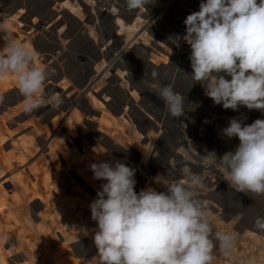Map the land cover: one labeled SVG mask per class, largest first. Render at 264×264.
<instances>
[{"label": "rangeland", "instance_id": "rangeland-1", "mask_svg": "<svg viewBox=\"0 0 264 264\" xmlns=\"http://www.w3.org/2000/svg\"><path fill=\"white\" fill-rule=\"evenodd\" d=\"M65 1L75 7L74 13L62 6ZM108 1L110 4L106 9ZM157 1V5L150 2L145 8L130 11L125 0H0V49L5 46L7 34L31 49L35 53L34 63L49 72L43 94L47 97L46 88L49 86L67 88L70 96L64 97V101L70 99L72 106L68 107L63 101L58 108L46 105L26 114L17 78L8 74L13 83L7 91L0 92L4 98L0 103L1 124L7 128V131H1L4 139L0 148L8 154L18 152L30 163L48 161L53 178L59 177L61 183L69 186L77 180L76 176L71 171L62 176L53 167L56 160L63 159L71 149L70 141L77 140L82 128L104 158L94 159L89 153H82L80 143L74 152H70L73 159L80 160L85 156L89 165L125 163L135 169L136 181L141 177L135 185L137 193L149 187L165 191L155 178L159 175L161 181H165L166 176L167 179L178 180L184 166L196 173L203 171L197 152L204 155L206 151L215 150L218 155H223L233 151L239 143L238 138L229 140L221 132L228 126L230 118L251 124L256 119H264V114L244 106L233 111L215 105L199 83L194 84L191 76L177 69L179 67L191 74L189 55L186 54L190 46L182 40L180 46L184 49L177 52L175 42L168 38L183 36L184 20L192 13L184 9L189 6L193 12L198 11L201 0ZM108 13L116 14L125 27L134 28V34L129 35L131 43L125 42V37L132 32L127 30L125 34L116 35V20L111 19ZM165 48L171 53L166 59L160 51ZM153 68L159 73L157 79L161 86L174 82L182 85L184 92L180 94L185 98L184 116L169 115L163 101L149 91L145 81L156 82L151 78ZM117 70L126 74L122 81L127 82L125 84L131 92H136L134 107L124 119L121 110L124 107L122 93L125 91L119 92L122 87L117 83L120 81L116 85L111 83V76ZM87 79L94 80V85L103 82L102 86H107L109 100L100 110L110 121L89 122L91 102L88 89L83 86ZM72 111L77 112L81 124L71 119ZM31 121L43 131L33 127ZM53 122L55 125L52 127ZM51 127V132L47 133ZM98 128L105 130L104 138L97 133ZM69 131L76 137H70ZM115 132L118 140L110 135ZM56 139L58 141L55 142ZM181 149L192 156L190 161H185L179 154ZM12 170L2 178L0 176L2 188L14 183L7 180ZM96 181L101 191V185L106 181ZM89 187L78 180L77 194L89 191ZM197 191L198 198L207 202L212 213L213 230L236 235L230 255H224L217 247L212 264H264V230L256 226L257 220L264 218V194L238 193L211 168L204 187ZM17 195L18 201L9 207V215L6 214L8 220L0 217V229L5 230L8 237L22 233L26 245L23 251L9 255L5 254L6 251L14 250L16 245L3 249L6 264H32L36 255L44 264L49 260H53L51 264H98L99 254L94 244L98 225L91 218L90 209L96 198L82 201L68 193L66 198L72 201L70 205L59 206L48 205L42 198Z\"/></svg>", "mask_w": 264, "mask_h": 264}, {"label": "clouds", "instance_id": "clouds-1", "mask_svg": "<svg viewBox=\"0 0 264 264\" xmlns=\"http://www.w3.org/2000/svg\"><path fill=\"white\" fill-rule=\"evenodd\" d=\"M125 2L131 11L145 8L151 0ZM184 25L182 37L168 39L176 47L181 40L190 46L192 72L177 69L199 83L215 105L233 111L244 106L264 113V0H201L199 10L189 14ZM4 39L0 77L16 76L24 97L23 111L31 114L46 105L58 108L63 104L58 93L43 94L49 72L34 63L35 53L10 34ZM158 76L153 68L151 78L156 82L145 81L149 91L163 101L169 115L184 116V96L170 84L161 86ZM3 100L0 96V103ZM221 132L229 140L238 138L235 149L223 155L215 150L204 155L197 152L200 173L184 166L178 180L166 176L161 181L158 175L155 182L165 191L149 187L137 193L135 169L125 163L90 165L94 178L106 181L90 204L91 218L98 225L94 235L98 264H212L217 247L230 255L236 235L213 230L212 213L197 190L204 187L211 168L238 193L264 194V119L244 124L233 117ZM179 154L185 161L192 159L183 149ZM256 226L264 230V218Z\"/></svg>", "mask_w": 264, "mask_h": 264}, {"label": "bare ground", "instance_id": "bare-ground-1", "mask_svg": "<svg viewBox=\"0 0 264 264\" xmlns=\"http://www.w3.org/2000/svg\"><path fill=\"white\" fill-rule=\"evenodd\" d=\"M68 2L69 1H65L62 4V6L66 9H68L69 12L74 13L75 7ZM151 2L153 4H156V5L158 4L157 0H151ZM109 4H110V2L108 1V6H105L106 9L109 7ZM20 11L23 12L24 10L21 9ZM184 11L193 12L189 6L187 8H185ZM113 12H115V11L113 10ZM108 14H109L111 19L116 20V22L114 24V26H115L114 30L116 31V35H122L123 33L125 34L127 30L129 31V33L132 32L130 34H126V37H125L126 38L125 42H127V43L130 42V41H128V40H131L130 39L131 36H129V35L134 34V28L125 27L122 20L120 18L116 17V14H114V13H108ZM16 17L14 16L15 19H16ZM184 34H185V30L183 32V35ZM130 43H129V45H130ZM183 49L184 48H182L181 46L175 48V50L177 52H179ZM160 51H161V55L164 56L165 59L171 54L169 52V50L166 48L161 49ZM188 51L191 52V49L190 48L187 49V53H186L187 55H190V53ZM111 65H112V63H111ZM107 71H109V68L107 69ZM125 75L126 74H122L119 70H117V72H115L111 76V83L112 84L116 85V82L120 81L119 84L117 83V86L122 87L121 89H119V92L125 91L124 93H122L123 94L122 95V97H123L122 103L124 105L123 109L121 110V117L122 118L126 117L130 113V111H131L130 109L132 107H134V103L136 101V94H135L136 92H133V91L131 92L129 90L128 86H126V84H125L126 81L125 82L122 81L124 79ZM12 83H13V80L9 77V75H5L3 77H0V92L2 93L4 91H7V89L9 87H11ZM102 84H103V82L99 83L98 85H94V80H91V79H87L86 82L83 84V86H85L86 89H88V96H89V99L91 102V107H90V109H88V114H89L88 120L90 123H95V122L98 123L101 120H104L106 122L110 121L109 117H106V114L100 110V108H102V106H104L103 104H106L108 102L109 95H110L109 92L107 91V86H102ZM170 85H172L174 92L179 93V94H180V92H184V89L181 88L182 85L176 84L175 82L170 84ZM190 89H192V88H190ZM189 92H191V91H189ZM46 93H47V96H49L53 93H58L62 97L63 101H64V97L68 98L70 96V93L67 92V88H64V87L58 88L56 86H49L46 88ZM138 100H139V98H138ZM69 101L67 100L64 102L66 103V105L68 107H72L71 106V100L69 99ZM5 114H8V113L6 112ZM98 114L100 116H98ZM262 114H264V113H262ZM71 115H72L71 119L73 121H75L78 124H81V119L78 118V114L76 111H72ZM1 122H2V120L0 118V142L4 139V136H3V134H1V131L2 130L7 131V128L4 126V124H1ZM31 122L33 123V127H35L38 131H40V132L43 131L42 130L43 128L40 129L36 123L34 124V121H31ZM55 122L51 123L50 126L53 127L55 125ZM1 125H3V126H1ZM181 126L183 127L184 124H182ZM52 127H51V129L47 130V133L51 132V130L53 129ZM69 132H70V137H72V136L76 137L74 132H72V131H69ZM97 133H99V135L103 136V138H104V136H105L104 135V133H105L104 129L100 130L98 128ZM110 135H111V137L118 140L116 132L111 133ZM136 136H137V134H136ZM77 137H78L77 140L72 139L70 141L69 147L71 149L64 155L63 159L56 160L55 165L53 167L56 171H59L62 176H65L68 171H71L73 173V175L76 176L77 180L74 183L70 184L69 186H68V184L65 185V184L61 183V179L59 177L53 178V176L51 174V172H52L51 167H50V164L48 161H44L43 164H39L37 162H31L30 163L29 161H26L25 158L23 156H21L18 152H12V154L11 153L8 154V153H5L0 148V176H1V178L3 177V174L7 173V171H11L12 169H14V170H12L13 172L10 174V177L7 178V180L9 182L13 181L14 183L11 182V184H6V186L3 188L1 187L2 184L0 183V217L3 220L4 219H5V221L8 220V218H6L7 217L6 214L9 215V213H10L9 207L10 206L12 207L13 203L18 201L17 200V196H18L17 194L18 193H19V195L22 194V195L29 197V198H39V199L42 198L45 200L46 204H48V205L52 204V205H59V206H69L70 205V203L72 201H69V199L66 198L68 193H71L72 195L76 196L78 199H80L82 201L90 199L92 197L97 198V192L99 191L98 190L99 188H98L97 181L94 178V174L90 168L89 162H87L85 160V158H84L85 156L80 160H74L72 157V153H70V152H74V150H76L78 145H80V143H81L82 153H84V154L89 153L94 159L102 160L104 158V154L100 150L97 149V146L93 145L92 139H89V136L83 132L82 128H81V130H79ZM56 141H58V140L56 139L55 142ZM149 144H150V142H149ZM148 148H149V146H148ZM78 180L87 183L90 186L89 191H86V192L82 191L81 193L77 194L78 193L77 192ZM140 181H141V177L140 178L137 177V182L139 183ZM10 187H11V189H9ZM20 190H21V193H20ZM62 232H63V230H62ZM18 233H16V235L14 237H8L9 236L8 233L5 230L1 231V229H0V264H6V257L4 256L5 250L3 251V249H5L7 246L14 245V244L16 245L14 250L6 251L7 253H5V254H7V255H9L13 252L23 251L25 249L26 244H25V241L23 239L24 236L22 237L21 236L22 233L21 234H18ZM253 235H254V233H253ZM34 258L35 259H33L32 264H44L43 260H40V258L37 255ZM51 261H53V260H49L47 262V264H51Z\"/></svg>", "mask_w": 264, "mask_h": 264}]
</instances>
